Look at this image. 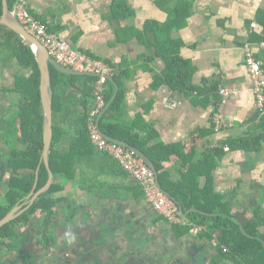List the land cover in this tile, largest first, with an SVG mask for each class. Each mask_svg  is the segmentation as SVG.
<instances>
[{
	"label": "crops",
	"instance_id": "obj_1",
	"mask_svg": "<svg viewBox=\"0 0 264 264\" xmlns=\"http://www.w3.org/2000/svg\"><path fill=\"white\" fill-rule=\"evenodd\" d=\"M115 1L26 0V4L74 49L116 66L119 78L113 80L112 97L121 89L122 101L109 121L130 128L146 140L147 147H156V156L166 157L162 170L168 178L178 182L190 175L187 181L193 183L195 177L200 188L209 179L212 191L229 202L240 223L254 221L257 208L264 217V142L258 151L222 143L263 132L264 111L255 107L244 45L251 43L264 74V40H249L252 31L261 33L256 15L264 10V0H123L131 14L120 19V25H127L121 31L119 20L112 17ZM185 3L188 19L184 25L159 35L146 31L149 21L165 24L170 11ZM169 39L181 43L178 54L189 63L187 80L176 86L163 78L166 62L160 53L165 50L159 49ZM28 73L8 43L0 46V129L8 126L5 121L13 119L19 105L26 102L15 87ZM94 84L95 78L89 75L57 76L54 88L63 108L62 115L60 111L55 115L61 129L60 151L76 137L73 122L80 112L75 100L86 95L90 104L93 98L88 93L95 94ZM219 87L233 93L223 106L230 125L215 131L212 114ZM6 145L0 139V149ZM73 169L71 179L55 177L63 188L52 195L55 203L48 231L55 243L41 264H236L218 258L216 241L198 234L201 226L177 235L172 224L152 210L133 180L104 153L97 151L94 157L75 162ZM43 216L38 212L25 223L33 226L41 244L42 231L34 223L42 224ZM25 224L17 226L26 229ZM260 229L264 231V225ZM69 245L77 251L75 259L66 254Z\"/></svg>",
	"mask_w": 264,
	"mask_h": 264
},
{
	"label": "trees",
	"instance_id": "obj_2",
	"mask_svg": "<svg viewBox=\"0 0 264 264\" xmlns=\"http://www.w3.org/2000/svg\"><path fill=\"white\" fill-rule=\"evenodd\" d=\"M16 1L7 0L9 8ZM112 11V17L119 20L120 31L125 29L127 25H120V19L128 18L131 14L130 8L124 4L123 0H116ZM187 14V4H179L170 11L165 24L159 25L154 21H149L146 25V31L152 35L170 33L172 29L179 28L185 24ZM1 15L2 0H0V18ZM256 20L262 26L261 33L252 31L249 40L259 42L264 40V10L257 12ZM6 43H8V47H11L19 64L28 69L29 73L19 78L15 87V91L20 93L26 102L19 105V109L14 112L13 119L5 121L8 123V126L0 129V139L10 147L9 158L7 160L9 164L7 167L10 171L9 179L6 181V190L0 192V220L16 206H21L18 216L0 226V264H7L2 258V252L16 250L17 246L23 241L24 232L16 231L18 223H29L32 216L38 212H43V225L46 230L53 215L55 199L52 195L63 189L62 185L55 180V177L63 180L73 178L75 176L73 164L91 158V156L94 157L97 152L90 141L87 130V113L92 100L89 104L88 99L84 98L86 95L74 102V105L78 107L80 112V115L76 116L75 122H73L76 123V137L65 150H59L58 139L61 136V129L55 115L58 111L62 115L63 108L61 102L57 99L54 87L57 76L63 77L67 76V74L58 71L53 65L49 64L52 135L47 161L53 178L48 189L38 194L33 202L29 203L31 196L43 187L48 179V170L42 159L44 132L43 111L39 90L40 70L29 45L16 32L0 23V46H6ZM162 43V49L159 50H165L160 54L165 58L166 62L163 78L165 81L172 82L176 86L178 83H183L185 77L187 80L189 63L178 54L181 46L180 42L169 39ZM109 64L116 69L113 63ZM89 76L96 78L94 75ZM118 78L119 76L115 72L112 79L117 80ZM107 86L108 88L105 93L106 102L113 95V84L109 79ZM213 91L217 93L216 88ZM88 95L91 98L94 97V94H90V92ZM121 101L122 90L118 89L110 106L99 118V128L109 137L134 146L150 155L158 171L161 187L170 194V197L179 207H182L184 212L191 208L203 211V213L199 211L189 212L185 216L189 224H172L177 235L187 233L195 225L201 226L202 229L198 234L205 236L210 241H216L214 248L217 251L218 258L222 260L228 258L236 264H264V231L260 229L264 225V217L259 215L258 208L254 209V214L256 215L254 221L248 220L245 223H240L232 214L229 202L223 201L221 196L212 191V184L209 179L201 188L198 186L195 177V182L191 183L187 181V176L190 175L183 174L184 176L180 181L173 182L162 170V161L166 157L158 158L156 156V147H147L146 140L144 141L132 134L130 128H125L120 123L109 121L111 114L116 112V108L119 107ZM220 101L221 96L214 98L215 109L219 106ZM262 141L264 142V126L263 132L253 136L251 139L239 138L222 143H226L229 148L241 147L246 150L258 151L261 148ZM205 156L208 157L209 154H205ZM107 157L109 156L107 155ZM112 160L122 169L116 160ZM122 171L126 173L123 169ZM134 184L141 189L137 183L134 182ZM141 193L143 196L142 189ZM46 238L49 240L50 236H46Z\"/></svg>",
	"mask_w": 264,
	"mask_h": 264
},
{
	"label": "built area",
	"instance_id": "obj_3",
	"mask_svg": "<svg viewBox=\"0 0 264 264\" xmlns=\"http://www.w3.org/2000/svg\"><path fill=\"white\" fill-rule=\"evenodd\" d=\"M12 13L23 28L40 42L57 63L75 71L90 73L96 77L94 84L95 94L87 113V130L90 141L95 149L118 162L129 177L141 187L144 200L155 213L163 217L170 224H189L188 220L181 213L179 205L161 191L156 182L154 171L143 158L134 149L118 141L107 139L99 131L98 116L106 106L105 93L108 88L107 81L109 77L113 76L115 69L106 61L100 60L81 50L74 49L68 41L50 31L43 21L37 19L29 11L26 0H17ZM261 45L264 47V43ZM244 55L252 80L255 107L258 111L263 112L264 74L261 62L256 58L250 42L244 45ZM218 93L221 96V101L212 114L215 131L230 125L225 118L223 106L233 91L226 87H219ZM224 148L228 149L227 146Z\"/></svg>",
	"mask_w": 264,
	"mask_h": 264
},
{
	"label": "water",
	"instance_id": "obj_4",
	"mask_svg": "<svg viewBox=\"0 0 264 264\" xmlns=\"http://www.w3.org/2000/svg\"><path fill=\"white\" fill-rule=\"evenodd\" d=\"M0 23L3 25H6L10 29H12L14 32H16L30 47L31 51L33 52L38 65H39V70H40V85H39V90H40V99H41V107L43 111V132H44V144H43V150H42V159L45 163V166L48 170V179L46 184L38 189L30 198V203L33 202V200L36 198L38 194L41 192L45 191L48 189L50 183L52 182V171L49 168V164L47 161L48 157V151L50 147V141H51V135H52V109H51V94H50V79H49V64L53 65L58 71L66 74H73V75H92L87 72H79L72 70L71 68H68L66 66H63L59 63H57L46 51V49L40 44V42L30 33H28L23 26L18 22V20L15 18V16L12 13V10L9 8L7 0H2V15L0 18ZM112 84L114 83L112 77L108 78ZM113 97L106 103V106L104 110L99 114L98 120L101 117V115L105 112V110L110 106L112 102ZM99 131L102 133L104 137L110 140L117 141L111 137H109L107 134L102 132V130L99 129ZM124 145H126L129 148H132L136 151V153L143 158V160L150 166V168L154 171L155 177H156V182L158 186L160 187L161 191L164 192L166 195L170 197V194L164 190L159 182L158 179V173L155 167V164L153 161L147 157L141 150L138 148L131 146L127 143H124L122 141H118ZM3 165L6 166V164L3 163ZM21 208V206H16L13 208L6 216H4L0 220V226L5 224L8 220L16 217L19 215L18 210ZM181 213L186 216L189 212L191 211H200L196 208H191L187 211H183L182 207H180ZM19 259L22 261V263L19 264H31V255H25V250H24V256L19 257Z\"/></svg>",
	"mask_w": 264,
	"mask_h": 264
},
{
	"label": "flooded vegetation",
	"instance_id": "obj_5",
	"mask_svg": "<svg viewBox=\"0 0 264 264\" xmlns=\"http://www.w3.org/2000/svg\"><path fill=\"white\" fill-rule=\"evenodd\" d=\"M6 146H8V145H6ZM0 153L2 154V159H3V160H1V158H0V192H1L3 190L4 191L6 190V181L9 179L10 171L7 167L8 165L5 166V165H3V163L7 164V162H8L7 160L9 158L10 147L9 146L4 147L3 150L0 149ZM4 186H5V188H3ZM29 203H30V201H29ZM20 211H21V209L18 210V212H20ZM72 216H69V217H71L70 219H73ZM20 223H23V222H20ZM34 224H36L34 226H38V229L40 231H42V233H41V236H42L41 240H43L42 244L39 242L40 239H38V241L36 240V238H35L36 234L32 230L33 226H27V224H25V226H27L26 229H23V228L20 229V228H18L19 226L16 225V231L24 232V238H23L22 243H20L17 246L16 250H13V251L8 250V251L2 252V255H3L2 258H3V260L6 261L7 264L22 263V261L19 259V257L21 258L24 256V250H25V255H31V264H41V258L43 256H45L46 253L49 252V250H51L52 245L55 243V238L49 234L48 226L45 230L44 225H42L43 223L40 224L37 222ZM46 236H50L49 240H47ZM73 246L74 245H69L66 249V254L70 259H72V257H73V259H75L77 256V251L74 249ZM126 249H127V246L125 245V247L122 249V251H126ZM122 251H120V252H122ZM120 252H117V254H121ZM80 255L82 256V258L90 257V256H87L85 254L84 255L80 254ZM109 257H110V261H113L115 259L114 255H112V256L110 255Z\"/></svg>",
	"mask_w": 264,
	"mask_h": 264
},
{
	"label": "rangeland",
	"instance_id": "obj_6",
	"mask_svg": "<svg viewBox=\"0 0 264 264\" xmlns=\"http://www.w3.org/2000/svg\"><path fill=\"white\" fill-rule=\"evenodd\" d=\"M186 19H188V15H186ZM185 22H186V20H185ZM3 188H5V186H4ZM214 241H215V240H214Z\"/></svg>",
	"mask_w": 264,
	"mask_h": 264
}]
</instances>
